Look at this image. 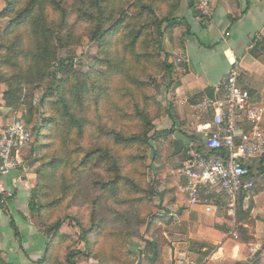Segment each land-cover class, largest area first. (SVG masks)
I'll list each match as a JSON object with an SVG mask.
<instances>
[{
  "label": "trees",
  "instance_id": "obj_1",
  "mask_svg": "<svg viewBox=\"0 0 264 264\" xmlns=\"http://www.w3.org/2000/svg\"><path fill=\"white\" fill-rule=\"evenodd\" d=\"M2 1L0 19L8 20L0 34L3 107L9 113L24 107L27 126L38 108L43 114L33 126L41 166L27 205L34 227L47 238L37 264L89 259L120 264L121 252L126 264H162L168 243L158 224H170L173 216L164 206L165 192L146 183L141 170L149 168L153 146L152 162L159 157L157 146L168 141L173 155L183 150L170 139L172 129L156 131L154 122L164 117L173 121L157 91L159 80L172 72L164 37L169 28L185 24L177 16L184 0ZM186 2L193 8L194 0ZM84 39L98 45L86 72L74 69L73 57H59L61 49ZM42 86L37 108L34 92ZM263 162L251 169L257 180L264 175ZM247 195L237 200L234 220L244 244L254 242L245 227H252L250 207L243 208ZM10 197L0 192L1 208ZM66 201L68 210L89 206L87 214H64L51 221L52 210ZM187 214L182 207L176 216L181 220ZM66 219L74 221L84 250L68 246L67 237L59 234ZM232 225L233 219L215 214L212 225L198 223L194 235L218 243ZM15 235L19 237L17 230ZM135 237L142 247L132 241ZM106 245L112 249L106 251ZM199 255L189 250L190 259Z\"/></svg>",
  "mask_w": 264,
  "mask_h": 264
},
{
  "label": "crops",
  "instance_id": "obj_2",
  "mask_svg": "<svg viewBox=\"0 0 264 264\" xmlns=\"http://www.w3.org/2000/svg\"><path fill=\"white\" fill-rule=\"evenodd\" d=\"M177 16L183 18L188 27L182 24L164 37V45L168 47L165 48L168 61L173 66L171 74L163 77L167 92V100L165 99L164 103L170 107L173 121L163 118L156 120L154 126L156 131L172 128L171 139L183 146V162L187 141L194 138L199 126L209 123L212 118L210 113L199 112L194 106L205 97L214 96L215 85L223 80L231 65L235 64L239 68L238 85L249 91L251 101H262L264 0H249L248 4L247 0H215L209 16L204 18L196 10L195 2L193 8H189L184 0ZM3 119L0 117V133L14 118L8 124V120L5 124ZM260 128L264 132V118ZM23 150L17 155L19 168L7 176L0 177V192L11 196L5 201V208L0 207V264H37L47 242V238L26 219L28 197L36 177L30 172L27 161L21 154ZM191 210L194 212L191 217L197 218L198 223L212 225L213 215L206 220L202 217L200 209ZM259 229L257 220L254 227L248 228L249 235L255 240L248 245L232 238L235 234L234 228L218 243H208L196 238L194 231L190 233L187 241L177 235L176 239L170 240L171 246L163 250L162 264H174L178 253L188 256L190 249L200 254L196 260L189 258L193 264H244L254 260L258 264H264V250L254 259V255L259 251L256 246L264 240V229L261 232ZM15 230L18 231L19 237H16ZM227 241L230 244L223 249ZM189 242L192 244L189 250H183L182 247L180 249L179 245L185 246ZM248 253H252V259ZM212 254L217 259H209Z\"/></svg>",
  "mask_w": 264,
  "mask_h": 264
},
{
  "label": "built area",
  "instance_id": "obj_3",
  "mask_svg": "<svg viewBox=\"0 0 264 264\" xmlns=\"http://www.w3.org/2000/svg\"><path fill=\"white\" fill-rule=\"evenodd\" d=\"M202 17H208L215 0H194ZM239 68L233 64L214 87V96L205 97L194 108L210 113L211 121L196 129L185 145V158L178 170L179 192L189 208L213 215L221 204L231 211L237 200L248 194L257 178L251 169L264 159V97L251 103L248 90L240 88ZM246 127V128H245ZM23 121L13 119L0 133V177L19 168L17 155L31 141ZM237 239V235H232ZM253 253V252H252ZM174 264H193L178 253ZM209 259H217L212 254Z\"/></svg>",
  "mask_w": 264,
  "mask_h": 264
},
{
  "label": "rangeland",
  "instance_id": "obj_4",
  "mask_svg": "<svg viewBox=\"0 0 264 264\" xmlns=\"http://www.w3.org/2000/svg\"><path fill=\"white\" fill-rule=\"evenodd\" d=\"M4 8V2L0 0V12ZM8 20L7 19H0V34L4 31V29L7 27ZM173 28H169V30L166 31L165 36L168 33H171ZM170 31V32H169ZM167 39V38H166ZM164 48L168 49V47L164 45ZM98 53V45L95 43H90L86 39L82 40L80 42V45L78 46H70L68 49H61L59 51V57L60 58H65V57H73V63H74V69L75 70H81L83 72L88 71L90 65L93 63V60L96 58ZM159 91H157V100L165 107L168 108L166 105L165 99L167 100V92L166 86L163 84V79L159 80ZM5 89V85L1 83L0 81V102L2 104L0 105V110L2 112V115L0 116L3 119V123L6 122L8 124L9 121H11L13 118L17 120H21L24 122V119L22 117V114H24V107H22L18 112H12L9 113L3 106L4 103L2 101V92ZM45 91V86H42L41 88L37 89L34 92V101L33 105L38 108L39 106V101L40 98L42 97L43 93ZM252 104H255L254 102L251 101ZM15 114V116H14ZM42 111L40 108H38V111L33 115L32 120L30 125H26L30 131H31V141L30 143L24 148V150L21 152V154L24 155V158L27 161V164L29 166V170L31 173L35 174V171L41 166V163L39 161V149H37V145L34 143V130L33 126L38 122L39 117H42ZM165 118V117H164ZM163 119V118H160ZM157 119V120H160ZM5 123V124H6ZM25 124V123H24ZM172 129V128H171ZM171 139V138H170ZM173 140V139H171ZM154 144L151 143V146ZM159 152V157L157 158L156 161H150V158L152 157V151H154V146L152 147V151L149 150L148 152V165L149 168L145 170H141V172H145V181L146 183H149L150 185L153 186L157 191L159 192H165V204L164 206L166 209L169 211V213L172 214L173 218H171L170 224H166L162 221H159V228L161 229L163 233V237L166 239L168 245L171 246V241L172 239H176L177 235L178 238H181L183 240H186L189 238L190 233L194 231L196 224L198 223L199 220L195 217H191V214L193 215V211L191 208H189L184 201L181 193L179 192V184L181 181L180 175L178 174V170L181 165L182 161V153L180 154H175L173 155V147L169 144V141L166 144H162L157 146L156 149ZM28 170V171H29ZM36 177V175H35ZM257 197V198H256ZM256 198V199H255ZM172 199V200H171ZM174 200V201H173ZM237 202L235 203L232 211L231 208L228 207V203L226 204H221L219 208L214 212L213 216L215 214L219 215L220 217H228L230 219H233V226L231 228L235 229V212L237 210ZM85 205V204H84ZM76 205L74 208L71 207L68 209L67 208V201L63 203L58 209L55 211L52 210V214L50 215V220L53 221L56 218H60L64 216V214H76L78 216L86 215L88 207H85L87 205ZM187 208L188 214L185 217V219H178L176 214L180 210V208ZM250 207V223L252 227L255 225V221L257 220L259 223L260 227V232L264 229V175L262 177L258 178L256 185L254 188L248 193L247 199L244 200L243 202V208L244 210H247ZM28 209V208H27ZM154 212H158V210H155ZM193 212V213H192ZM27 221H30L34 225L35 219L32 217V215L27 213ZM253 214L256 219H253ZM212 215L206 214L202 215L204 219H209L211 218ZM168 218V217H167ZM169 219V218H168ZM246 226V225H245ZM251 228V227H248ZM235 231V230H234ZM140 233L144 232V227L139 229ZM249 232V231H248ZM59 234L64 235L67 237V245L70 247H75L80 250H84L83 244L78 240L77 236V229L74 221L66 219L64 221L63 226L59 229ZM235 235H237L236 242L242 243L241 242V236L238 235L237 232H235ZM264 236V235H263ZM233 238V237H232ZM132 241L136 243L139 246H143V243L137 239V237L133 238ZM255 242V240H254ZM253 242V243H254ZM141 243V244H140ZM181 243V242H180ZM230 242L227 241L225 245L222 247L223 249L229 246ZM251 244V243H250ZM248 245V244H246ZM165 246L163 250L167 247ZM180 249L181 247L183 250H189L192 246V244L189 242V244L184 245H179ZM186 246L188 248H186ZM69 247V248H70ZM254 249L257 248V250H261L264 248V240L261 242L260 245L252 246ZM104 249L106 251L112 249L109 246H104ZM118 251V249L116 248ZM122 253V252H121ZM120 253V264H126L124 261V257ZM250 259H252V253H248ZM262 261L264 263V252L262 255ZM78 264H98L95 260L89 259V260H82L79 261ZM138 264V262L136 263Z\"/></svg>",
  "mask_w": 264,
  "mask_h": 264
},
{
  "label": "water",
  "instance_id": "obj_5",
  "mask_svg": "<svg viewBox=\"0 0 264 264\" xmlns=\"http://www.w3.org/2000/svg\"><path fill=\"white\" fill-rule=\"evenodd\" d=\"M262 250H264V248L261 249V250H259V251L254 255V259H255V258H258V256L261 254ZM138 264H140V261H138Z\"/></svg>",
  "mask_w": 264,
  "mask_h": 264
}]
</instances>
